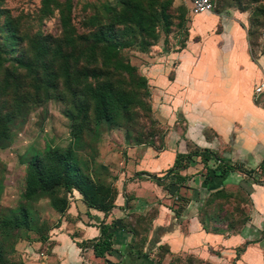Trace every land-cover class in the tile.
Listing matches in <instances>:
<instances>
[{
	"label": "rangeland",
	"instance_id": "374dc122",
	"mask_svg": "<svg viewBox=\"0 0 264 264\" xmlns=\"http://www.w3.org/2000/svg\"><path fill=\"white\" fill-rule=\"evenodd\" d=\"M141 1L148 9L153 5L159 13L161 2L166 0ZM167 1L168 21L159 19L155 36L115 24L118 38L123 43L129 41L119 49V55L141 77V81H131L119 73L106 75L108 70L101 64L98 50L95 60L89 56L92 34L108 23L115 9H123L119 0H0V264H61L60 257L65 254L56 248L54 228L66 214L71 215L69 209L76 200L87 204L83 193L74 185L67 188L62 179L52 192L39 191L28 198L25 189L29 162L47 168L54 164L55 154L69 155L77 165L80 180L89 185L91 196L110 206L116 194L118 168L140 157L144 148L152 158L181 138L187 144L194 140L193 135L182 133L188 125L185 106L190 102L178 103L174 99L180 95L176 88L166 91L167 80L174 78L173 69L180 61L178 52L191 37L200 40V29L209 32L214 15H234L244 21L252 59L264 54V0H212V10L201 13H196L187 1ZM65 19L75 35L84 37L73 46L62 42ZM68 53L71 55L66 58ZM84 69L105 71L99 83L111 77L118 87L128 91L133 99L130 110H122L111 120H96L88 86L97 82L86 77ZM201 135L214 145L222 143L219 134L210 129H202ZM200 148L196 145L178 154L173 169L192 154L205 153ZM214 152L221 157L217 150ZM208 207L206 204L204 217L206 222L208 218L213 220L209 226L214 228L227 223V231L233 232L243 220L240 199L235 204L221 201ZM134 223L137 237L131 245L141 253L137 246L142 247L144 239L138 236V230L144 228V217ZM128 225L129 220L125 228ZM249 243L239 246L235 257L225 264H236ZM253 254L248 255L246 264H264V254L261 258ZM182 264H193L190 256H184Z\"/></svg>",
	"mask_w": 264,
	"mask_h": 264
},
{
	"label": "crops",
	"instance_id": "0c3cea01",
	"mask_svg": "<svg viewBox=\"0 0 264 264\" xmlns=\"http://www.w3.org/2000/svg\"><path fill=\"white\" fill-rule=\"evenodd\" d=\"M243 24L241 17L214 15L210 31L200 29V40L191 37L178 52L180 61L166 91L176 88L180 95L174 99L190 102L185 106L188 125L182 133L193 135L194 140L187 144L181 138L152 158L144 148L142 158L118 168L116 194L108 211L76 200L71 215L66 214L54 228L56 248L65 254L61 264H182L184 256H190L193 264H225L248 242L236 264H246L251 252L263 256L264 109L253 87L264 78V54L252 59ZM191 32L197 31L192 27ZM202 129L219 134L221 145L206 141ZM196 145L202 147L199 151L212 149L209 158L194 153L173 169L178 154ZM230 165L237 169L226 170ZM237 199L243 215L237 230L228 232L227 223L219 229L209 226L213 220H205L206 204H235ZM138 217H144V228L138 230L144 239L143 246H137L141 253L131 245L137 237L133 229ZM127 220L131 225L125 228ZM107 234L110 245L105 250Z\"/></svg>",
	"mask_w": 264,
	"mask_h": 264
},
{
	"label": "trees",
	"instance_id": "16d2710c",
	"mask_svg": "<svg viewBox=\"0 0 264 264\" xmlns=\"http://www.w3.org/2000/svg\"><path fill=\"white\" fill-rule=\"evenodd\" d=\"M42 1L44 3L47 2V0ZM157 1L159 0H156V3ZM119 3L124 6L123 9L114 10L113 7H110V10H114L110 20L103 28L92 34V41L89 45V49L91 50L89 56L95 60L97 55L96 50H98L101 57V64L104 70H108L106 75L110 73H119L125 75L131 81H141V77L136 74V68L128 61L121 59L119 55V49L126 46L129 41L123 43L118 38L117 32L115 31V24H122L124 29L126 28L130 31L137 28L141 32L155 36L154 30L159 19L168 21L169 14L166 12V6H168L169 1L166 0L165 2H161L159 13L153 9V5L148 9L141 0H119ZM68 8L70 9L69 4ZM69 9H67V11H69ZM62 25L64 27L62 42L64 44L73 46L77 40L84 39L82 35H75L72 29L67 27L69 24L66 19ZM10 39H13L12 35H10ZM71 53L66 54V58L69 57ZM22 64L25 66L24 63ZM66 71L69 73L68 68H66ZM104 73L105 71L102 72L101 70H91L88 72L84 69V75L86 77H91L92 80L97 82L94 86H88V99L93 102L95 111L94 117L96 120H111L119 115L122 110L128 112L133 100L129 92L118 87L111 80V77H106L104 83H99V79ZM204 152L205 153H202L201 156L203 159L207 160L210 152L206 150H204ZM54 157V164L47 168H42L41 165L35 161L28 163L25 189V194L28 198L34 197L39 191L47 193L52 192V189H54L59 180L62 179V184L67 188L74 185L83 193L89 207L104 211L111 209L115 196L112 198L110 206H105L103 203L96 201L93 195L91 196L89 193V185L80 180L77 165L72 161L70 156L57 153ZM233 168L237 169V167L230 165L226 167V170ZM168 171L171 172L172 169ZM154 178L157 181L160 180L157 177ZM109 237V234H107L104 239L105 250L110 245V241L108 240Z\"/></svg>",
	"mask_w": 264,
	"mask_h": 264
},
{
	"label": "built area",
	"instance_id": "2783aa9c",
	"mask_svg": "<svg viewBox=\"0 0 264 264\" xmlns=\"http://www.w3.org/2000/svg\"><path fill=\"white\" fill-rule=\"evenodd\" d=\"M191 4L192 9L196 13L208 12L213 8L212 0H184ZM254 96L260 98L264 106V78L257 82L253 87ZM261 185L264 189V177L261 181Z\"/></svg>",
	"mask_w": 264,
	"mask_h": 264
}]
</instances>
